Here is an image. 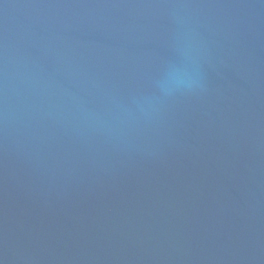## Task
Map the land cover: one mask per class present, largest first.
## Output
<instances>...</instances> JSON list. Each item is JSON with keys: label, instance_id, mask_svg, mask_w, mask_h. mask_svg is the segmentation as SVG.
<instances>
[{"label": "water", "instance_id": "water-1", "mask_svg": "<svg viewBox=\"0 0 264 264\" xmlns=\"http://www.w3.org/2000/svg\"><path fill=\"white\" fill-rule=\"evenodd\" d=\"M0 264H264V0H0Z\"/></svg>", "mask_w": 264, "mask_h": 264}]
</instances>
